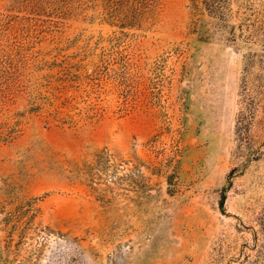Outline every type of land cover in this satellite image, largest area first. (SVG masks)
<instances>
[{
	"label": "rangeland",
	"instance_id": "374dc122",
	"mask_svg": "<svg viewBox=\"0 0 264 264\" xmlns=\"http://www.w3.org/2000/svg\"><path fill=\"white\" fill-rule=\"evenodd\" d=\"M188 6L0 0V264H264V10Z\"/></svg>",
	"mask_w": 264,
	"mask_h": 264
},
{
	"label": "trees",
	"instance_id": "16d2710c",
	"mask_svg": "<svg viewBox=\"0 0 264 264\" xmlns=\"http://www.w3.org/2000/svg\"><path fill=\"white\" fill-rule=\"evenodd\" d=\"M188 9L192 30L197 28L201 18L207 17L215 20V26L219 30L228 28L229 40L233 41L242 35L243 28L254 26L252 17L256 18V22L259 21L256 16L264 10V0H189ZM236 16L238 22L231 23V19H236ZM237 29L240 32L238 36Z\"/></svg>",
	"mask_w": 264,
	"mask_h": 264
}]
</instances>
